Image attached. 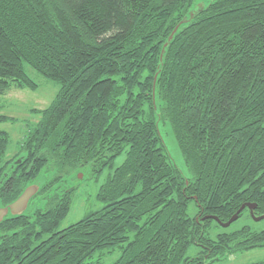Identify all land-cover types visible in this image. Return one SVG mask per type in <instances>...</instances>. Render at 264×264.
Masks as SVG:
<instances>
[{
	"label": "trees",
	"instance_id": "trees-1",
	"mask_svg": "<svg viewBox=\"0 0 264 264\" xmlns=\"http://www.w3.org/2000/svg\"><path fill=\"white\" fill-rule=\"evenodd\" d=\"M197 1L0 0V94L38 85L25 62L61 84L8 158L0 127V179L13 164L0 203L47 165L55 174L36 195L70 166L99 171L126 151L97 193L106 203L76 221L58 227L75 187L0 221V264H105L114 249L109 264H206L264 244V228L211 234L221 225L205 217L227 220L245 201L264 212V0H205L161 61ZM164 119L187 174L161 136ZM191 244L200 248L186 255Z\"/></svg>",
	"mask_w": 264,
	"mask_h": 264
},
{
	"label": "rangeland",
	"instance_id": "rangeland-1",
	"mask_svg": "<svg viewBox=\"0 0 264 264\" xmlns=\"http://www.w3.org/2000/svg\"><path fill=\"white\" fill-rule=\"evenodd\" d=\"M25 69L38 85L35 88L27 86L17 87L12 85L6 92L0 94V111L14 117V119L0 121V127L9 132V142L5 155L7 158L13 156L19 150L21 139L24 138V135L29 129L41 118V112L36 109H43L49 106L61 86L58 80L45 76L27 62H25ZM159 130L170 151L172 160L174 159L178 164L177 166L187 174L188 170L175 140L169 120H162L159 123ZM24 154L25 150H22L20 156ZM125 157L126 151L122 150L114 157L111 163H106L99 171L91 172L89 166H70L71 168L68 167V170L66 169L67 171L64 177L59 181L60 183H57V186L54 185L50 188V191L45 193L49 194L52 190L59 193L60 190L65 189L64 191H66L70 185L75 186L74 191L71 193V208L68 213L60 219L58 227L66 226L79 219L88 211L99 208L106 203V199H101L97 195L99 188L107 179L109 173L113 171L114 167L121 164ZM54 169V165H47L41 169L32 181L44 184L55 174ZM80 174H82V176ZM138 187L139 186H137V189ZM45 200L46 197L41 194V192L40 194L33 196L26 208V212H32L35 208L43 206ZM190 213L194 214L193 208H190ZM244 224H249L255 229H262L264 228V218L255 220L250 214L249 209H245L238 218L233 220L227 226H222L220 224L221 227L213 223L211 234H214L223 228L229 230L237 229ZM199 248L200 247L197 245L191 244L186 251V255L197 253ZM118 254V249H114L111 252L105 251V264L111 263ZM257 260H264V244L243 250L226 251L224 255L215 259V261L206 264H245Z\"/></svg>",
	"mask_w": 264,
	"mask_h": 264
},
{
	"label": "water",
	"instance_id": "water-1",
	"mask_svg": "<svg viewBox=\"0 0 264 264\" xmlns=\"http://www.w3.org/2000/svg\"><path fill=\"white\" fill-rule=\"evenodd\" d=\"M205 6H206L205 0H199V1H197L194 4V6L189 10L188 15H185L178 22V24H176V26L173 28V30L171 31V33L169 34L167 40L165 41V43L163 45V48H162V51H161V55H160V60L161 61L163 60V53H164L167 45L169 44V42L173 38L174 34L177 32L180 23H185L188 20L192 19L198 12H200L202 9H204ZM157 123H158V120H157ZM165 145H166V143H165ZM166 147H167V145H166ZM167 149H168V147H167ZM168 151H169V149H168ZM169 153H170V151H169ZM16 160L19 161L20 160L19 157ZM173 162L175 163L176 166L178 165L174 161V159H173ZM12 166H13V164H10V166L7 167V169L5 170L3 176L0 179V182L2 181L3 177L6 174H8V172L11 169ZM177 167H179V166H177ZM80 175L82 176V174H80ZM42 185L43 184L37 183L36 181L28 182L25 185V187L23 188V190L19 193V195L16 198H14L13 200H11L10 202H8L6 204H1L0 203V221H2L10 213L13 214V215H18V214L25 213L26 212V208L28 207V204H29L31 198L33 196H35L39 192V190H40V188H41ZM73 187H75V186L73 185ZM256 206H257V203L256 202L245 201L236 210V212H234L227 220H221L219 218V216H217L215 214L206 215L205 217H212L215 220H217L222 226H227L233 220H235L236 218H238L239 215H240V213H241V211H243L247 207L249 209L250 214L252 215V217L255 220H260V219L264 218V212L255 214L254 213V210H255Z\"/></svg>",
	"mask_w": 264,
	"mask_h": 264
},
{
	"label": "flooded vegetation",
	"instance_id": "flooded-vegetation-1",
	"mask_svg": "<svg viewBox=\"0 0 264 264\" xmlns=\"http://www.w3.org/2000/svg\"><path fill=\"white\" fill-rule=\"evenodd\" d=\"M71 188H73V185L68 186V188L66 189V191L70 190ZM43 195L45 196V193ZM62 196H64V195H62ZM254 213L255 214H258V212H255V210H254Z\"/></svg>",
	"mask_w": 264,
	"mask_h": 264
}]
</instances>
